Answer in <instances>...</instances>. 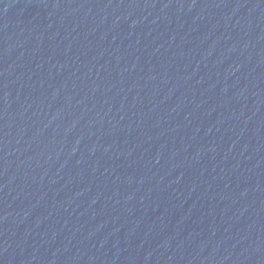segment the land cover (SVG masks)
<instances>
[{
    "label": "water",
    "instance_id": "obj_1",
    "mask_svg": "<svg viewBox=\"0 0 264 264\" xmlns=\"http://www.w3.org/2000/svg\"><path fill=\"white\" fill-rule=\"evenodd\" d=\"M0 264H264V0H0Z\"/></svg>",
    "mask_w": 264,
    "mask_h": 264
}]
</instances>
